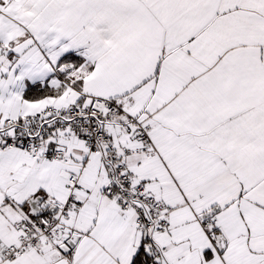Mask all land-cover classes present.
I'll return each mask as SVG.
<instances>
[{"label":"snow or ice","instance_id":"1","mask_svg":"<svg viewBox=\"0 0 264 264\" xmlns=\"http://www.w3.org/2000/svg\"><path fill=\"white\" fill-rule=\"evenodd\" d=\"M0 264H264V0H0Z\"/></svg>","mask_w":264,"mask_h":264}]
</instances>
